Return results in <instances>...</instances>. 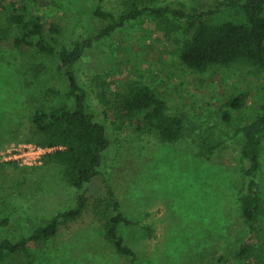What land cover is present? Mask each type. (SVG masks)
Wrapping results in <instances>:
<instances>
[{
  "label": "rangeland",
  "instance_id": "rangeland-1",
  "mask_svg": "<svg viewBox=\"0 0 264 264\" xmlns=\"http://www.w3.org/2000/svg\"><path fill=\"white\" fill-rule=\"evenodd\" d=\"M14 1L32 16L57 22L68 32L78 17L83 18L93 33L105 26L93 17L95 8L121 15L132 5L149 2L4 0V4L13 10ZM7 11L2 15L5 25ZM226 18L237 19L238 13L223 10L215 19ZM184 28L175 17L143 19L86 49L77 69L90 89V108L106 125L111 140L93 182L90 205L80 218L62 224L55 237L31 242L29 253L12 255L3 264H131L106 237L114 200L139 223L120 227L126 244L136 252L133 264H222V256L232 258L249 239L241 211L245 165L236 128L257 113L264 97V70L248 63L215 67L204 74L187 70L179 60L187 37ZM11 36L0 41V149L31 142L27 141L34 128L31 116L38 107L75 106L67 95L70 82L54 58L15 48ZM135 83L155 90L168 102L170 113L183 117L185 130L179 140L163 141L120 119L118 96ZM49 88L62 92L49 94ZM239 90L248 91L250 98L229 125L222 120L221 103ZM206 138L225 143L210 155L202 146ZM262 165L264 198V148ZM74 195L57 167L0 163V223L10 217L13 226L25 231L32 214L71 206Z\"/></svg>",
  "mask_w": 264,
  "mask_h": 264
},
{
  "label": "trees",
  "instance_id": "trees-1",
  "mask_svg": "<svg viewBox=\"0 0 264 264\" xmlns=\"http://www.w3.org/2000/svg\"><path fill=\"white\" fill-rule=\"evenodd\" d=\"M158 1L132 5L121 15L97 7L93 10V17L105 23V26L93 33L83 18L78 17L77 24L68 32L57 22H43L41 17L32 16L16 1L11 3V10L5 6L4 0H0V41L12 35L15 48L35 50L38 55L53 57L59 72L64 73L70 82L67 95L75 103L74 108L68 105L38 107L31 116L34 128L31 138L27 140L56 147L47 155L44 163L60 169L75 191L73 204L52 212L42 208L28 218L31 224L25 231L19 230L17 225L13 226L12 218L4 219L0 223V264L12 255L29 253L31 242L55 237L62 224L80 218L90 205L93 182L99 175L103 154L111 140L106 125L97 120L96 113L90 108V89L83 83V76L77 69L87 48L106 37L115 36L137 21L175 17L185 23L187 37L180 48L179 60L187 70L204 74L215 67L230 68L244 63L264 70V0H190L180 5H160ZM223 10H235L238 18L217 21L216 15ZM6 11L5 25L2 15ZM65 33L69 38L66 39ZM61 92L56 88L48 89V93L53 95ZM249 98L248 91L239 90L224 99L221 103L223 122L233 124L235 112L244 109ZM118 108L120 119L136 131L155 133L161 140L169 142L179 140L184 133L183 117L170 113L168 102L149 86L138 83L128 86L118 96ZM236 134H241V153L245 165L244 192L240 201L249 239L236 255L232 258L222 256L219 262L230 264L233 260L255 259V264H264V198L261 187L264 97L255 117L239 125ZM224 143V140L206 138L202 146L213 155ZM110 194L112 199L115 198L114 193ZM109 212L106 237L116 252L133 264L136 252L126 244L120 227H134L139 223L125 215L118 200L113 201Z\"/></svg>",
  "mask_w": 264,
  "mask_h": 264
},
{
  "label": "built area",
  "instance_id": "built-area-1",
  "mask_svg": "<svg viewBox=\"0 0 264 264\" xmlns=\"http://www.w3.org/2000/svg\"><path fill=\"white\" fill-rule=\"evenodd\" d=\"M55 150L56 147L43 146L35 142L14 143L7 149H0V163L38 166L42 165L47 155Z\"/></svg>",
  "mask_w": 264,
  "mask_h": 264
}]
</instances>
